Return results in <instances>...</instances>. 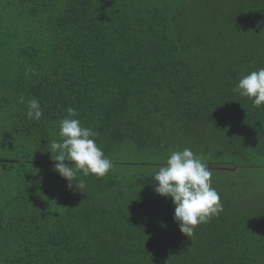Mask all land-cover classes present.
<instances>
[{
	"label": "trees",
	"instance_id": "obj_1",
	"mask_svg": "<svg viewBox=\"0 0 264 264\" xmlns=\"http://www.w3.org/2000/svg\"><path fill=\"white\" fill-rule=\"evenodd\" d=\"M260 68L264 0H0V264H264V105L233 92ZM68 107L114 164L80 190ZM184 148L223 204L191 237L154 181Z\"/></svg>",
	"mask_w": 264,
	"mask_h": 264
},
{
	"label": "clouds",
	"instance_id": "obj_2",
	"mask_svg": "<svg viewBox=\"0 0 264 264\" xmlns=\"http://www.w3.org/2000/svg\"><path fill=\"white\" fill-rule=\"evenodd\" d=\"M234 93L251 99L253 105H264V68L252 71L240 78L233 88ZM24 100L21 98V103ZM26 116L39 121L43 108L36 98L27 104ZM67 117L59 121V139L52 140L48 146L52 153L54 171L80 190L86 187L83 180L77 181L78 173L84 177L95 175L104 177L114 167L96 144L97 133L81 125L78 114L72 107L67 108ZM55 153V155H53ZM68 161V164L64 162ZM155 192L174 203V221L182 234L191 237L198 225L207 223L223 212L221 197L212 186V172L203 157L197 156L190 148L171 151L166 163L154 175Z\"/></svg>",
	"mask_w": 264,
	"mask_h": 264
},
{
	"label": "rangeland",
	"instance_id": "obj_3",
	"mask_svg": "<svg viewBox=\"0 0 264 264\" xmlns=\"http://www.w3.org/2000/svg\"><path fill=\"white\" fill-rule=\"evenodd\" d=\"M136 156L138 157L139 155L138 154H136ZM137 157H132V160H137L136 158ZM126 160H128V159H126ZM127 163H129V162H127ZM133 165H134V167H136L137 165L135 164V163H133ZM234 167H229L228 169H233ZM220 170H223V169H227L226 167H221V168H219ZM240 182V181H239ZM241 183V182H240ZM262 183H263V181L261 182V178H258V179H256V184H257V187L260 189V190H262ZM239 185H241V184H239ZM4 189H6L5 188V186L4 185H1L0 186V192H3V190Z\"/></svg>",
	"mask_w": 264,
	"mask_h": 264
}]
</instances>
